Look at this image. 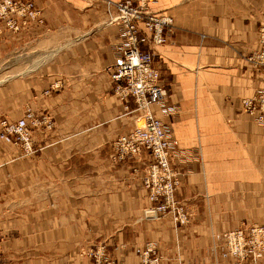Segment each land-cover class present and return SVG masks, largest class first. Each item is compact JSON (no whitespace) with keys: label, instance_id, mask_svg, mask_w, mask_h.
<instances>
[{"label":"crops","instance_id":"1","mask_svg":"<svg viewBox=\"0 0 264 264\" xmlns=\"http://www.w3.org/2000/svg\"><path fill=\"white\" fill-rule=\"evenodd\" d=\"M106 1L36 0L42 24L2 28L0 120L31 106L55 126L35 133L31 156L0 140V264H93L83 252L96 244L118 264H140L150 240L163 264H253L224 253L226 233L264 223V129L242 109L264 86L249 59L264 47V0L154 5L174 18L154 66L177 111L151 110L180 141L176 197L191 212L186 226L144 217L148 153L112 159L114 142L143 120L133 98L113 92L121 28Z\"/></svg>","mask_w":264,"mask_h":264},{"label":"built area","instance_id":"2","mask_svg":"<svg viewBox=\"0 0 264 264\" xmlns=\"http://www.w3.org/2000/svg\"><path fill=\"white\" fill-rule=\"evenodd\" d=\"M158 0H107L111 24L120 26L118 62L110 72L114 82L113 92L119 98H133L136 110L141 112L142 125L121 135L113 144L112 159L125 161L151 156L145 168L143 186L147 191L148 205L145 218L155 220L170 216L177 226L191 223L187 205L176 197L180 185V172L175 167L179 155V139L172 136L167 126L151 108L157 105L161 113L173 115L177 108L167 102L168 91L160 82V72L154 66L156 49L164 45L174 31L172 15L155 9ZM42 10L36 0H0V33L2 28L18 33L34 22H44ZM264 45V27L260 30ZM249 59L262 70L264 81V47ZM55 87V86H54ZM50 94L51 90L45 91ZM242 109L264 129V86L253 96L242 99ZM55 121L50 112H40L26 107L23 117L0 120V140L19 148L22 155L31 156L37 151L35 133L52 130ZM227 251L241 263L251 260L260 264L264 258V223L245 224L225 234ZM4 238L0 234V254ZM83 254L92 258L93 264H118L106 251L105 244H96ZM164 257L155 241H147L140 251V264H163Z\"/></svg>","mask_w":264,"mask_h":264},{"label":"rangeland","instance_id":"3","mask_svg":"<svg viewBox=\"0 0 264 264\" xmlns=\"http://www.w3.org/2000/svg\"><path fill=\"white\" fill-rule=\"evenodd\" d=\"M9 30V29H8ZM13 32V31H12ZM15 33V32H14Z\"/></svg>","mask_w":264,"mask_h":264}]
</instances>
